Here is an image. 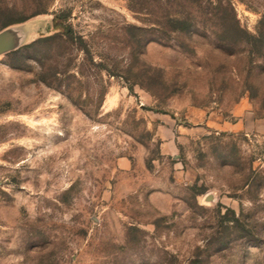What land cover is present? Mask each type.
<instances>
[{"label":"rangeland","instance_id":"374dc122","mask_svg":"<svg viewBox=\"0 0 264 264\" xmlns=\"http://www.w3.org/2000/svg\"><path fill=\"white\" fill-rule=\"evenodd\" d=\"M8 29L0 264H264V0H0Z\"/></svg>","mask_w":264,"mask_h":264},{"label":"water","instance_id":"95a60500","mask_svg":"<svg viewBox=\"0 0 264 264\" xmlns=\"http://www.w3.org/2000/svg\"><path fill=\"white\" fill-rule=\"evenodd\" d=\"M11 34L12 31H9L0 35V53H6L15 49L13 44L7 43L12 36Z\"/></svg>","mask_w":264,"mask_h":264},{"label":"crops","instance_id":"0c3cea01","mask_svg":"<svg viewBox=\"0 0 264 264\" xmlns=\"http://www.w3.org/2000/svg\"><path fill=\"white\" fill-rule=\"evenodd\" d=\"M9 31H12V34H11L12 36L10 37V40H8L7 43L13 44L14 48L19 46L22 40L27 37V34H23V33H20L19 31L12 30V29L5 30L4 32L0 33V35L3 33L9 32Z\"/></svg>","mask_w":264,"mask_h":264},{"label":"trees","instance_id":"16d2710c","mask_svg":"<svg viewBox=\"0 0 264 264\" xmlns=\"http://www.w3.org/2000/svg\"><path fill=\"white\" fill-rule=\"evenodd\" d=\"M25 21H26V20L10 22L9 24L5 25L4 28H8V27L11 26V25H15V24L23 23V22H25ZM59 27H60L59 25L56 26V30H58Z\"/></svg>","mask_w":264,"mask_h":264}]
</instances>
